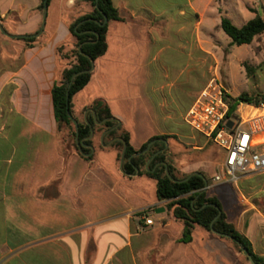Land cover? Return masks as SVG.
<instances>
[{
    "label": "crops",
    "instance_id": "0c3cea01",
    "mask_svg": "<svg viewBox=\"0 0 264 264\" xmlns=\"http://www.w3.org/2000/svg\"><path fill=\"white\" fill-rule=\"evenodd\" d=\"M197 1L188 0V11ZM41 3L0 0V22L11 35L34 36L43 24ZM112 3L123 20L110 22L108 50L95 62L90 83L74 96L72 110L87 122L89 114L94 117L93 102L104 100L139 150L160 135L151 104L131 106L125 116L110 79L135 77L129 65L137 53L130 39L143 31L147 49L158 48L159 20L167 31L169 19L156 0ZM93 10L87 0H51L44 32L36 38L42 44L31 48L21 41L27 38L0 31V264H232L223 241L202 229L195 230L191 243L180 241L183 226L159 201L156 182L126 175L118 151L103 145L105 132L97 140L103 149L91 145L95 157L90 162L72 151L58 131L52 89L73 61L62 59L58 48L73 53L77 40L70 26ZM154 60L157 54H150L145 64ZM145 68L139 79L156 78L153 69ZM242 234L255 254L264 255V231Z\"/></svg>",
    "mask_w": 264,
    "mask_h": 264
},
{
    "label": "rangeland",
    "instance_id": "374dc122",
    "mask_svg": "<svg viewBox=\"0 0 264 264\" xmlns=\"http://www.w3.org/2000/svg\"><path fill=\"white\" fill-rule=\"evenodd\" d=\"M156 1L155 6L165 9V18L169 19L167 31L160 18V45L153 50L147 49V40H144L147 35L143 31L136 32L137 39H130L131 50L137 53L134 55L137 61L129 65L135 68V77L127 74L126 78L110 79L120 98V108L125 116H130L131 106L151 104L152 122L157 126L158 136L169 137V157L179 173L204 174L210 181L209 195L223 204L228 221L244 234L257 235L264 231V171L238 175L230 182H214L223 152L190 128L185 118L199 94L212 81L223 86L232 99L241 95H264V34L250 45L231 47V39L220 28L222 17L231 18L237 27L249 17L259 15L264 19V0H200L190 11L188 0ZM166 44L170 48L165 49ZM150 54H157L158 60L145 64ZM146 66L155 71L156 78L139 79L140 73L146 72ZM148 130L138 137L143 138ZM61 136L67 138V144L71 140L66 129ZM221 240L232 264H247L244 255L237 253L230 241Z\"/></svg>",
    "mask_w": 264,
    "mask_h": 264
},
{
    "label": "trees",
    "instance_id": "16d2710c",
    "mask_svg": "<svg viewBox=\"0 0 264 264\" xmlns=\"http://www.w3.org/2000/svg\"><path fill=\"white\" fill-rule=\"evenodd\" d=\"M50 1L51 0L48 1V4ZM87 1L92 4L94 10L92 13L81 17L70 26V33L77 40L76 49L73 53L71 55L65 54L64 46L58 48V53L62 59L73 58V61L65 68L60 81H58L52 89V100L58 131L62 132L63 129L69 131L71 140L68 144L70 148L81 157H83V154H90L91 149L90 147H84L82 148V152H80L75 141L76 127L70 119L68 111L78 120L74 116L72 110V101L74 96L90 83L93 73L81 74L74 80L70 87L69 100H67V90L72 77L76 73L91 69L92 61L96 62L106 54L108 50L107 37L110 22L123 20L119 10L114 7L112 0H98V3L96 0ZM96 5H98L99 9L96 8ZM39 9H44V0H42ZM105 17L108 19V22L102 25L105 21ZM81 22L83 23L80 24ZM220 28L231 39V47L250 45L256 38L264 34V19L256 15L252 20L240 28L229 18L222 17ZM21 41H23L28 48L42 44L40 39L36 38L21 39ZM80 45H82V52L88 57L83 56L79 52L78 48ZM240 103L260 105L264 103V95H257L256 97L241 95L237 99H232L229 96L230 112L228 116L234 114ZM91 108L95 112L96 121L98 122L113 118L110 107L104 100L94 101ZM87 120L94 127L95 136L90 140H86L91 135L90 125H88L86 121L78 120L79 140H84V144L90 146L97 145L98 138L104 132L113 129L118 124L117 120H110L102 125H96L92 114L88 115ZM118 137L122 138L127 144L125 162L123 164L124 173L133 176L136 175L137 170H139V176H148L156 182L159 201L166 203V208L173 219L183 226V232L180 238L182 243H191L195 230L201 228L214 237L230 241L235 246L237 253L242 254L240 246L235 241L212 233V222L221 211L222 214L213 224V229L236 239L248 249L256 264H264V255H257L254 253L252 244L247 237L244 236L234 224L228 221L219 199L210 196L208 189L205 190L206 187H209L210 181L204 174L203 176L206 181L203 177L193 176L183 183L173 182L167 176L165 166L160 163H166L168 165L171 176L177 181H182L189 175L179 173L177 165L169 157L170 150L161 152L165 148V143L160 141H156L148 152L135 156L139 152L144 151L154 140L165 139L168 142V136L153 137L137 150L131 145L130 133L121 125L106 135L105 144ZM98 147L103 149V146L99 143ZM110 148L118 151V161H120L124 144L121 141H116ZM156 153L158 154L151 162L149 170H147L148 162ZM94 157V155H90L83 158L92 162ZM131 157L133 158L129 161ZM210 205H215L218 208ZM243 258H245L247 264H251L247 257L243 256Z\"/></svg>",
    "mask_w": 264,
    "mask_h": 264
},
{
    "label": "built area",
    "instance_id": "2783aa9c",
    "mask_svg": "<svg viewBox=\"0 0 264 264\" xmlns=\"http://www.w3.org/2000/svg\"><path fill=\"white\" fill-rule=\"evenodd\" d=\"M229 95L212 81L189 108L185 122L222 152L216 183L230 182L238 175L264 171V103H240L233 115ZM232 127H228V123ZM263 140L257 143V140Z\"/></svg>",
    "mask_w": 264,
    "mask_h": 264
},
{
    "label": "water",
    "instance_id": "95a60500",
    "mask_svg": "<svg viewBox=\"0 0 264 264\" xmlns=\"http://www.w3.org/2000/svg\"><path fill=\"white\" fill-rule=\"evenodd\" d=\"M48 1H49V0H44L43 24H42V28H41V30H40L36 35H34V36H14V35H11V34H9V33L5 30V28L3 27V25H2L1 22H0V31H1V33L4 34L5 36L9 37V38H18V39H20V38H33V37H35V38H39V37L42 35V33L44 32V29H45V26H46V19H47V15H48ZM96 1H97V3H98V0H96ZM96 8L99 9L98 5H96ZM107 22H108V19L105 17V21H104V23H103L102 25L106 24ZM82 23H83V22H81L80 24H82ZM78 50H79V52H80L83 56L88 57L85 53L82 52V45L79 46ZM94 68H95V62L92 61V67H91V69L86 70V71H82V72H78V73H76V74L72 77V79H71V81H70V84H69V87H68V90H67V100H69L70 87H71V85L73 84L74 80H75L79 75H81V74H84V73H93ZM93 113H94V112H93ZM87 114H88V113H87ZM68 115H69L70 119L72 120V122L74 123V125H75V127H76V138H75V141H76V144L78 145V148H79L80 152H82V148H84V147H90V148H91V153H90V154H83V155H84L85 157H88V156L92 155V153H93V151H94V149L92 148V146L84 144V140H82V141L79 140V123H78V121H77V120L71 115V113H70L69 111H68ZM94 117H95V120H96V114H95V113H94ZM110 120H116V119H115V118H109V119H106V120H104V121H102V122H98V121H96V124H97V125H102V124H104L106 121H110ZM117 122H118V121H117ZM87 124L90 125L91 135H90L86 140H90V139H92L93 136H94V127H93L88 121H87ZM119 126H120V123L118 122V124H117L113 129H110V130H108L107 132H105L104 135H103V137H102V142H103L104 147H109L110 145H112V144H113L114 142H116V141H121V142L124 144V148H123V152H122V156H121V162H120L121 167H123V164H124V162H125L126 149H127V144H126V142H125L122 138H119V137H118V138L113 139L110 143H108V144H104V138H105V135H106L107 133H109L110 131H112V130L118 128ZM228 127H232V123H231V122L228 123ZM156 141H160V142L165 143V148H164V150L161 151V152H165L166 149L168 148V142H167L165 139H157V140L152 141L144 151L139 152V153L136 154L135 156H139V155H141V154H143V153L148 152V151L150 150L151 146H152ZM157 154H158V153H156V154L150 159V161L148 162V164H147V170H149V166H150L151 162L154 160V158L156 157ZM132 158H133V157L129 158V161H131ZM160 164H162V165L165 166V168H166V174H167V176H168L173 182H176V183H183V182L188 181V180H189L191 177H193V176H200V177H203V178L205 179V177L203 176V174H201V173H199V172H195V173H192L191 175H189L186 179H184V180H182V181H177V180H175V179L171 176L170 171H169V168H168V165H167L166 163H160ZM160 164H159V165H160ZM138 173H139V170H137V175H138ZM205 181H206V179H205ZM206 183H207V182H206ZM206 189H207V187L205 188V190H206ZM210 206H213V207L218 208V207L215 206V205H210ZM158 212H164V209H161V211H158ZM221 214H222V212L220 211L219 214H218V216H217V217L213 220V222H212V225H211L212 233H214V234H216V235H218V236L225 237V238H228V239H231V240L235 241V242L240 246L241 251H242V254H243L244 256H246V257L249 259L250 263H251V264H256V263L254 262L253 258H252V255L249 253L248 249H247L243 244H241L240 242H238V241H237L236 239H234L233 237L228 236V235H225V234H222V233H219V232H217V231H215V230L213 229V224L216 222V220H218V218L221 216Z\"/></svg>",
    "mask_w": 264,
    "mask_h": 264
},
{
    "label": "bare ground",
    "instance_id": "6f19581e",
    "mask_svg": "<svg viewBox=\"0 0 264 264\" xmlns=\"http://www.w3.org/2000/svg\"><path fill=\"white\" fill-rule=\"evenodd\" d=\"M262 141H263V140H261V139H258V140H257V143H260V142H262Z\"/></svg>",
    "mask_w": 264,
    "mask_h": 264
}]
</instances>
